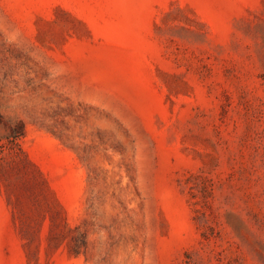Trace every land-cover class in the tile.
Masks as SVG:
<instances>
[{
	"label": "rangeland",
	"instance_id": "obj_1",
	"mask_svg": "<svg viewBox=\"0 0 264 264\" xmlns=\"http://www.w3.org/2000/svg\"><path fill=\"white\" fill-rule=\"evenodd\" d=\"M20 131L0 264H264V0H0Z\"/></svg>",
	"mask_w": 264,
	"mask_h": 264
},
{
	"label": "trees",
	"instance_id": "obj_2",
	"mask_svg": "<svg viewBox=\"0 0 264 264\" xmlns=\"http://www.w3.org/2000/svg\"><path fill=\"white\" fill-rule=\"evenodd\" d=\"M23 132L20 131V133H17L12 137V140H10L9 145L0 143V174L1 176H5L6 172H8L9 168H13L15 165L16 169L18 171H21L24 169L23 163L24 161L26 165L31 166L36 170L42 178H44L42 171L36 166L35 163H33L30 158L28 157V154L22 146L16 141L18 137L23 136ZM8 159H11V161H8ZM21 159V160H19ZM44 178V182H45ZM7 188H10V184L6 185ZM66 240V237L58 236L54 239V247L59 248ZM70 246V245H69ZM80 247L75 248L72 247L70 249V254L74 256H78L80 254Z\"/></svg>",
	"mask_w": 264,
	"mask_h": 264
}]
</instances>
